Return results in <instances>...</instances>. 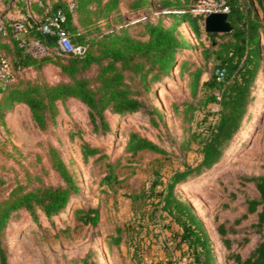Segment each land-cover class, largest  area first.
<instances>
[{"label": "trees", "instance_id": "1", "mask_svg": "<svg viewBox=\"0 0 264 264\" xmlns=\"http://www.w3.org/2000/svg\"><path fill=\"white\" fill-rule=\"evenodd\" d=\"M70 11L69 0H51L42 4L29 1L39 10L40 16L26 20L27 32L24 37L17 34L15 20L0 22V49L5 51L17 71L15 80L0 86V123L5 124V113L15 104H25L31 109L32 118L42 129L47 130L57 119L59 101L68 97L81 100L89 107V115L96 133L105 134L112 130L108 113L129 117L136 113L147 114L151 123L158 125L164 118V109L154 102L157 88L176 72L187 78L190 98L181 102L172 101L173 110L179 104L185 105L183 120L192 121L197 109L211 102L218 103L217 118L208 127L207 133L188 130L180 140L181 149L188 151L191 140L199 141L201 159L196 164L187 163L177 170L167 182L154 180L149 187H142L127 193L133 201L151 199L152 211H159L160 220L169 219L177 231L174 240L182 249V257L187 264H218L209 230L198 214L193 203L178 192V186L192 176L200 175L213 167L224 156L227 148L240 132L247 118L254 97L258 76L264 68V0H226L229 5L228 21L232 30L228 32H208L204 17L192 10L194 0H157L174 17V22L166 25L162 21H146L143 24L144 37L132 35L127 30L111 27L104 30L103 23L114 17H122V7L131 12H143L153 7L154 0H74ZM26 4V3H24ZM62 6L67 10L65 23L67 33L74 45L86 47L84 54L64 53L57 46L55 37H48L38 28L44 18L46 7ZM187 22L201 43L200 62L191 56L193 46L190 39L180 30V23ZM45 44L46 52L34 55L28 50L32 41ZM54 63L60 68L62 80L48 81L42 72L45 64ZM211 64V66L209 65ZM225 68V76L218 79L216 69ZM34 68L37 76L28 77V69ZM92 69L94 71H92ZM206 75V76H204ZM84 160L90 156L103 154V146L84 140L82 145ZM125 151L132 155L141 150L168 153L157 141L136 130L128 132ZM51 167L62 181L57 184L40 182L27 188L23 182L15 184L7 195L0 197V264H11L5 240L6 229L11 217L20 210H26L38 219L45 215L53 219L61 213L76 195L81 186L76 173L64 159L55 144L48 147ZM101 177L100 184L112 185L122 178L112 169ZM258 189V197H248L247 211L236 219L239 223L249 213H256L252 226L261 233V238L243 253L250 238L235 235L238 228L221 222L217 232L222 245L228 252L225 264H264V174L249 176ZM163 184L161 188L159 184ZM236 195V194H235ZM74 218L84 224L97 225L101 218L100 205H82L73 210ZM178 227L175 228V225ZM122 228L107 234V245L122 241ZM93 250L82 258V264H92ZM137 264H144L137 262Z\"/></svg>", "mask_w": 264, "mask_h": 264}, {"label": "rangeland", "instance_id": "2", "mask_svg": "<svg viewBox=\"0 0 264 264\" xmlns=\"http://www.w3.org/2000/svg\"><path fill=\"white\" fill-rule=\"evenodd\" d=\"M23 4L24 0H0V15L9 8L20 9ZM167 10L157 0L152 8L143 12L129 13L122 7L123 16L113 17L109 21L111 25L105 22L103 27L105 31L111 27L124 29L145 38L143 24L146 21H162L166 25L174 22ZM179 27L193 46L191 53L185 52L181 56H191L200 62V41L186 22L180 23ZM31 43L28 50L34 55H42L35 53ZM28 70L26 76H37L34 68ZM42 72L50 82L64 79L54 63L45 64ZM186 80L174 69L171 77L157 88L153 100L164 109V118L157 117V126L151 123L147 114L119 118L108 113L112 130L105 134L96 133L89 107L74 97L59 101L57 119L47 130L36 124L30 107L25 104H15L6 111L5 124L0 123V197L7 195L19 182L32 188L40 182L57 184L62 181L49 161L50 144L60 149L81 186L65 210L51 220L42 214L35 219L26 210L11 217L5 236L11 264H82V258L90 250H93L92 264H137L139 261L144 264H187L188 260L182 257V249L174 240L177 231L169 219L160 220L159 211H152L154 203L151 199L142 198L135 202L126 195L149 187L157 179L167 182L177 170L185 168V159L190 164L201 159L199 141L191 140L190 149L183 151L180 140L187 134L185 127L190 124V132H200L201 136L207 133L209 125L217 118L219 105L211 102L197 109L192 121L185 123V105L179 104L178 110L174 111L171 102L190 98ZM253 93L255 99L249 108V118L222 159L178 186V192L193 203L205 222L218 264H225L228 252L217 232L221 222L238 228L236 234L231 235L250 238L242 250L244 254L261 238V233L251 225L257 218L256 213H249V217L239 223L236 219L247 211L246 199L259 196L255 181L247 177L264 174V70L258 76ZM131 130L157 141L168 153L145 149L132 155L125 151ZM84 140L103 146L104 155L84 160L81 147ZM108 162H113L112 169L122 180L101 185V177L111 169ZM162 186V183L158 185L159 188ZM82 205H100L101 218L97 225L84 224L74 218V208ZM117 226L123 230L122 241L110 247L107 234L115 231Z\"/></svg>", "mask_w": 264, "mask_h": 264}, {"label": "built area", "instance_id": "3", "mask_svg": "<svg viewBox=\"0 0 264 264\" xmlns=\"http://www.w3.org/2000/svg\"><path fill=\"white\" fill-rule=\"evenodd\" d=\"M38 1L42 4V0H29ZM68 7L71 10L75 7V1L70 0ZM192 10L195 14H200L205 17L212 11H229V5L226 0H194L192 2ZM68 17L67 10L58 6L56 8L46 7L44 18L40 21L38 28L42 33L46 35L54 36L57 41V46L61 52L64 53H75L84 54L86 47L83 45H74L66 30V20ZM15 27L17 29V34H25L27 32L26 19L15 20ZM31 46L35 53L43 54L46 52V46L40 41H32ZM216 75L218 79H223L225 76V68L218 67L216 69ZM17 76V71L13 68L11 60L8 54L0 50V86H3L13 80Z\"/></svg>", "mask_w": 264, "mask_h": 264}, {"label": "crops", "instance_id": "4", "mask_svg": "<svg viewBox=\"0 0 264 264\" xmlns=\"http://www.w3.org/2000/svg\"><path fill=\"white\" fill-rule=\"evenodd\" d=\"M43 1V0H42ZM46 3H51V0H45ZM70 1V0H69ZM23 6L21 8H9L6 12L0 15V22L3 20H16L25 18L28 21H32V19H37L40 16L39 10L37 8H33L32 4L29 0H24ZM187 24V22H186ZM188 25V24H187ZM19 36L24 37V34L19 33ZM2 50V49H0Z\"/></svg>", "mask_w": 264, "mask_h": 264}, {"label": "water", "instance_id": "5", "mask_svg": "<svg viewBox=\"0 0 264 264\" xmlns=\"http://www.w3.org/2000/svg\"><path fill=\"white\" fill-rule=\"evenodd\" d=\"M205 30L208 32H228L232 25L228 21L227 11H212L204 19ZM52 37L51 35H47ZM55 39V38H54Z\"/></svg>", "mask_w": 264, "mask_h": 264}]
</instances>
